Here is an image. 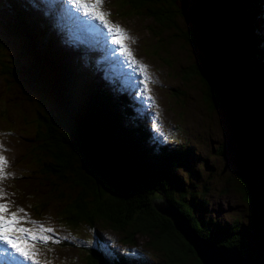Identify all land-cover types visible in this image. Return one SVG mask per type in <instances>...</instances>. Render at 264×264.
Listing matches in <instances>:
<instances>
[{
  "label": "trees",
  "instance_id": "16d2710c",
  "mask_svg": "<svg viewBox=\"0 0 264 264\" xmlns=\"http://www.w3.org/2000/svg\"><path fill=\"white\" fill-rule=\"evenodd\" d=\"M2 1L8 10L0 15V45L7 37L15 39L23 58L19 62L22 70H19L17 65L16 69L13 67L10 59L0 56V70L9 76L3 85L25 93L27 100L23 98L24 103H33L35 108L44 110V113L37 111L30 125H24L31 130V137L22 149L29 162L27 171L37 175L36 179L44 180L47 189L30 202L34 211L41 212L43 205L53 202L55 219L63 226L93 225L103 221L122 231L125 241H131L134 235H143L148 244L161 250L168 263L202 264L169 218L152 205V195L159 192L183 212L200 235L218 244L237 246L255 263L264 264V232L259 230V224H264V117L255 111L257 103L244 101L245 95L251 99L254 93L260 96L264 105V63L260 66L258 63V58L264 60V37L254 39V30L258 31V23L264 16V8L258 9L259 2L264 4V0L195 2L221 22L229 37L228 58L235 67L239 103L247 113L244 124L249 139L252 137L248 151H252L249 154V180H244L243 192L252 206H260L255 217L251 210L249 225L237 219L228 224L211 218L206 220L202 216L198 218L196 214L203 212L206 204L202 197L191 193L185 178L175 171L183 161L158 145L156 150L155 145L148 146V141L154 143L157 140L151 138L146 129L139 132L142 116L134 119L128 114L125 97L109 90L93 73V69L99 70L92 58L85 56L84 65L77 57L68 61L65 54L70 47L56 41L54 32L49 29L51 18L33 10L28 2ZM119 2L121 7L125 5L133 12L150 17L162 29L173 28L194 56L199 50L204 52L198 42L202 34L200 28L186 10L176 7L174 0ZM181 14L189 22L184 27H180L178 21H186ZM246 14L250 18L247 21ZM203 57L205 53L198 56L199 63H190L184 75L198 77L209 108L228 104L234 109L226 95L231 85L222 94L213 80V69L209 66L211 71L204 69ZM19 73L26 78L25 82L21 81ZM4 123L6 131L13 125L8 120ZM242 149L245 155L243 146ZM171 152H181L186 161L190 147L181 144ZM243 155L240 158L241 173ZM98 243L95 239V245L84 248V264H148L144 259L131 260L135 257L127 252L114 257L110 251L97 247ZM50 248L44 247V250Z\"/></svg>",
  "mask_w": 264,
  "mask_h": 264
},
{
  "label": "rangeland",
  "instance_id": "374dc122",
  "mask_svg": "<svg viewBox=\"0 0 264 264\" xmlns=\"http://www.w3.org/2000/svg\"><path fill=\"white\" fill-rule=\"evenodd\" d=\"M22 1L30 2V0ZM196 1L174 0L176 7H182L184 11L188 5H193L197 14L194 19L200 17L205 22L204 29L219 33L216 39H220L222 47L215 48L220 62L215 64V68L223 73L222 76L218 75L223 85L214 78L213 80L222 94L231 85L228 100L234 109L228 104L208 107L198 77L191 74L186 77L184 72L190 63H199L198 56L211 50L207 47L205 52L198 49L199 53L194 56L188 45L178 38L173 28L162 29L150 17L133 12L125 5L121 7L119 0H104V3L96 8L97 12L109 13L110 16H106L107 21L123 29L121 42L125 43V47L118 54V58L128 66L135 67L134 62L137 63L135 68L139 74L132 75L124 72L120 60L102 52L101 46L89 42L82 46L71 33L69 37H65L67 30L62 27L64 18L54 13L45 1L36 4L39 5L37 6L39 13L43 7L50 11L49 15L44 16L45 18L60 23L53 22L52 25L49 21V29L54 32L56 41L61 46L66 43L70 47L67 55L63 53L65 58L70 61L77 57L80 64L84 65L85 56L89 55L93 63L98 66L99 71L93 69L98 79L100 78L109 90L125 96L128 114L134 119L143 117L139 132L146 129V133L157 140L154 143L148 141V146L155 145L154 150H156L158 145L161 150H168L169 154H176L183 161L175 171L185 178L186 185L192 190L191 193L202 197L206 204L205 210L196 214L198 218L202 216L206 220L211 218L228 224H232L237 219L242 224L249 225L252 219L251 210L255 217L260 206L254 207L245 199L243 185L246 169L243 163H241L242 173L240 171V158L243 155L241 131L247 147L243 162L249 159V154L252 152H248L252 145V137L249 139V133L244 125V114L247 116V113L242 103H239L237 82L234 77L235 67L227 53V32L219 20L210 16L204 9L201 8L202 13L199 14ZM259 4V10L260 7L264 8L262 2ZM31 8L34 10L33 7ZM7 10L6 4L0 0V15L5 14ZM183 17L186 19L185 22L178 19L180 27L189 23L188 19ZM261 18L258 31L254 30V39L259 36L264 37V16ZM248 19H250L249 15L246 14L245 21ZM70 39L73 40L71 44L68 43ZM76 42H79L77 45L80 49L77 48ZM212 47L215 46L211 45ZM79 50L83 51L79 52ZM0 56L10 59L15 69L18 66V69L22 70L19 62L23 61V58L15 39L5 38L4 43L0 45ZM211 62L214 63L216 60ZM258 63L260 66L264 60L258 58ZM19 76L22 77V82L26 81L22 73H19ZM8 78L9 76L0 70V157L6 162L0 165L3 168L0 188L4 193L0 196V204H6L8 209L0 215L5 217V221L11 222L10 214L16 212L17 219H22L19 224L12 225L13 229L22 227L31 230L35 235L51 237V239L47 241L39 237L32 239L30 234L15 230L0 232L1 236L15 243L16 248H22L27 252L36 251V254L29 253L27 258L22 259L10 254L4 259V264H84L85 249L95 245V239L99 241L97 247L110 251L114 257L127 252L135 257L131 259L134 261L144 259L148 264H171L164 260L161 250L146 242L143 235H134V239L125 241L122 231L113 229L103 221H96L93 225L77 223L63 226L55 219L53 202L43 205L41 212L34 211L30 202L33 203L38 198L36 196L40 197V194L45 193L47 189L44 180L36 179L37 175L30 170L27 171L30 168L29 162L22 149L23 144L31 137V130L29 126L24 125H30V120L37 115V111L44 113V110L35 108L33 103H24L25 93L24 95L19 93L14 87L5 88L3 81ZM249 97L245 95L244 101L257 103L255 111L264 117V105L260 96L252 93V98ZM5 120L13 124L7 131L4 129ZM181 144L190 147L186 161L181 152H171V149ZM257 194H259L258 190ZM262 200L264 202V197ZM262 224H259V230L264 232ZM47 228L53 231H42ZM60 241L64 242L59 244ZM44 247L51 248L45 251Z\"/></svg>",
  "mask_w": 264,
  "mask_h": 264
},
{
  "label": "water",
  "instance_id": "95a60500",
  "mask_svg": "<svg viewBox=\"0 0 264 264\" xmlns=\"http://www.w3.org/2000/svg\"><path fill=\"white\" fill-rule=\"evenodd\" d=\"M246 130L248 129L246 128ZM242 146L245 150L247 149L244 142H242ZM151 203L156 210L169 218L186 242L194 249L202 264H257L254 260L240 252L237 246L225 245L223 243L218 244L200 235L190 225L188 218L183 212L172 202L164 198L161 193L155 192L151 197Z\"/></svg>",
  "mask_w": 264,
  "mask_h": 264
},
{
  "label": "bare ground",
  "instance_id": "6f19581e",
  "mask_svg": "<svg viewBox=\"0 0 264 264\" xmlns=\"http://www.w3.org/2000/svg\"><path fill=\"white\" fill-rule=\"evenodd\" d=\"M204 9L205 11H207V9H205L202 5L197 4V9L199 10V14H201L202 9ZM186 13L190 16L192 13L194 15H191L190 18L192 19L193 22H195L197 24V26L200 28L202 34L201 37L198 39L199 44L202 46V50H205V48H209L211 51H207V53L205 52V57L202 58V62L204 63L205 67L207 68L208 66L213 69V77L217 82H220L222 84V82L220 81V79L218 78V75L220 74L222 76L223 73H221V71L218 72V69L215 68V64L218 62V52L216 51V47L221 48V44H220V39H216L217 35H219V33L217 34L215 31L213 30H206L204 29L203 25L205 22L202 21V19L199 17V19H194L196 14L195 9L193 8V5H188V7L185 9ZM194 10V11H193ZM210 15V14H209ZM211 16V15H210ZM65 21V20H64ZM217 31V30H216ZM214 34V35H213ZM228 37V36H227ZM209 40H211L212 42H210ZM227 44H229V37L227 39ZM205 45V46H204ZM211 45H214L215 47L211 48ZM227 53H229V46L227 48ZM211 60H216V62H211ZM208 71H211L210 68H207ZM232 82L234 81L233 78ZM223 85V84H222ZM226 92V90H225ZM229 93H231V90L229 89V91L226 92V95H228ZM244 141V140H243ZM246 142V141H245ZM251 143V142H250ZM250 148V147H249ZM251 156L249 157V159H247V161L242 162L244 164V167L247 169L244 171V176H245V180L248 182V165H249V160H250Z\"/></svg>",
  "mask_w": 264,
  "mask_h": 264
},
{
  "label": "snow or ice",
  "instance_id": "6c2138e0",
  "mask_svg": "<svg viewBox=\"0 0 264 264\" xmlns=\"http://www.w3.org/2000/svg\"><path fill=\"white\" fill-rule=\"evenodd\" d=\"M73 3H75L76 5H78L80 7H83L85 9L86 14H87L89 12H95V9L98 8L99 5L104 3V0H93L91 7L89 6L88 0H73ZM107 15H109V13H102V12H96L95 13V17L99 18L101 20H104V18ZM113 27L118 29V30H120V26L119 25H114ZM4 163H6L4 161V158L0 157V165H3ZM2 179H3V168L0 167V180H2ZM3 195H4L3 189L0 188V196H3ZM7 210L8 209H7V205L6 204H0V213L6 212ZM20 211H23V209H20ZM10 215L12 217V221L11 222L5 221V217L3 215H0V232L8 231V230H15L17 232L30 234L32 236V239H36L37 238L36 235L33 234L31 232V230H29V229H25V228H22V227H15L13 229L12 225L19 224L20 220L22 218L17 219V213L16 212H12ZM42 231L52 232L53 229L47 228V229H42ZM0 239H7V237L0 236ZM40 239H42L44 241H47V240L51 239V237L41 236ZM9 242L12 243V241H9ZM15 246H16L15 243H13V247H15ZM17 251L21 252L26 258L29 256V253L26 250L22 249V248H17Z\"/></svg>",
  "mask_w": 264,
  "mask_h": 264
}]
</instances>
